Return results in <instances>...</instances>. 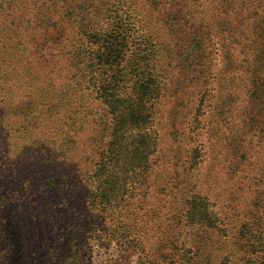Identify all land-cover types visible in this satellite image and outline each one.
I'll list each match as a JSON object with an SVG mask.
<instances>
[{"label":"rangeland","instance_id":"rangeland-1","mask_svg":"<svg viewBox=\"0 0 264 264\" xmlns=\"http://www.w3.org/2000/svg\"><path fill=\"white\" fill-rule=\"evenodd\" d=\"M140 78L156 150L91 203L111 95ZM0 196V264H61L74 238L85 264L244 263V224L264 230V0H0ZM196 196L214 225L189 218Z\"/></svg>","mask_w":264,"mask_h":264},{"label":"trees","instance_id":"trees-1","mask_svg":"<svg viewBox=\"0 0 264 264\" xmlns=\"http://www.w3.org/2000/svg\"><path fill=\"white\" fill-rule=\"evenodd\" d=\"M136 71L138 72V68ZM140 75L138 74V76ZM138 81L140 84L138 96L111 95V98L114 97L113 115L117 120V125L114 128L115 139L108 144L99 169L93 174L95 188L90 189L88 194V197H92L91 203H96V198H99L100 203L113 205V201L117 200L120 191L123 194L126 189L127 180L134 184L142 174H145L150 157L156 150L158 142L157 138L155 139L154 130L148 128V123H151L152 120L151 111L147 107L148 94L155 86L152 87L150 80L140 78ZM126 115L130 117L128 126L124 122ZM132 137L134 140L130 141ZM137 137L141 139L138 140ZM188 211L192 222L203 224L210 220L212 221L210 224L214 225L216 215L209 210L208 203L201 196L193 198ZM257 228L253 229L250 224H244L242 234L248 233L251 240L246 245L247 253L244 255L242 264H264V230L262 228L257 230ZM77 237L79 238V233ZM75 239L69 240L67 248L61 254V264H85L79 254L82 242L80 244ZM74 242L77 244H73ZM152 262L158 264L153 260ZM224 264L237 263L229 257L225 259Z\"/></svg>","mask_w":264,"mask_h":264}]
</instances>
